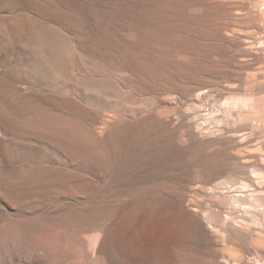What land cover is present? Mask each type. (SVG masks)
I'll use <instances>...</instances> for the list:
<instances>
[{
	"label": "rangeland",
	"instance_id": "1",
	"mask_svg": "<svg viewBox=\"0 0 264 264\" xmlns=\"http://www.w3.org/2000/svg\"><path fill=\"white\" fill-rule=\"evenodd\" d=\"M258 44L264 0H0V264H264Z\"/></svg>",
	"mask_w": 264,
	"mask_h": 264
},
{
	"label": "bare ground",
	"instance_id": "2",
	"mask_svg": "<svg viewBox=\"0 0 264 264\" xmlns=\"http://www.w3.org/2000/svg\"><path fill=\"white\" fill-rule=\"evenodd\" d=\"M257 47L264 48V44H258ZM228 107L230 108L228 111L229 117L233 116L231 114L233 110L238 109V112L235 115L239 121L244 123V128L246 130H259L264 135V109L263 107H255L252 103L251 97H246L242 100L240 99L237 103L234 101V103H231ZM252 147H255V151L240 154V161L243 163L246 175L238 185L241 190L244 189L249 193V196H255L259 192L260 194L264 193V149L259 142ZM227 201L228 202L225 204L228 205V208H236L240 205L235 197H228ZM251 208L254 209L255 212L258 211L262 214L264 223V201L261 206L251 204ZM227 215L228 219H235L232 211L229 210V214Z\"/></svg>",
	"mask_w": 264,
	"mask_h": 264
}]
</instances>
